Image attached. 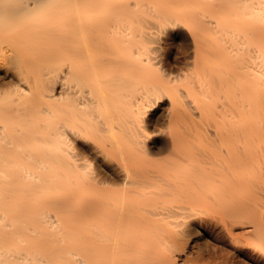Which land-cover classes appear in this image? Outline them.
Segmentation results:
<instances>
[{
    "label": "bare ground",
    "instance_id": "1",
    "mask_svg": "<svg viewBox=\"0 0 264 264\" xmlns=\"http://www.w3.org/2000/svg\"><path fill=\"white\" fill-rule=\"evenodd\" d=\"M0 67V264L264 256V0H0Z\"/></svg>",
    "mask_w": 264,
    "mask_h": 264
},
{
    "label": "rangeland",
    "instance_id": "2",
    "mask_svg": "<svg viewBox=\"0 0 264 264\" xmlns=\"http://www.w3.org/2000/svg\"><path fill=\"white\" fill-rule=\"evenodd\" d=\"M161 49H162L161 52H163L162 53L163 54L162 55L163 60H165L166 62L169 61L168 63H170V65H172L173 68L175 67L174 69H177L178 67L183 65V62L185 60L184 58L186 57V55H185L186 54L185 53L186 42L185 41H181L178 44V46H173V45L166 44L165 42L164 43L162 42L161 43ZM5 72L6 71H4V69L0 67V74L4 75L3 73H5ZM188 100H189V98H188ZM168 105H169V103H168L167 100L160 99L154 105V107L150 109L151 110V114L150 115H152L153 113L160 112L161 110L166 109V107H168ZM194 111H195V109H194ZM197 111L198 110H196L195 112L197 113ZM195 118L199 119L197 116ZM190 120L187 122V124L189 126H190V124H192L191 126H194V123L193 122L191 123ZM153 121H155V124H156L155 125L154 122H152L153 123V127H157V126L161 127L163 125L162 121H160V120H159L160 122H157L158 120H153ZM210 129H213V127L212 128L210 127ZM163 134H164L165 137L162 136ZM165 134L166 133L163 132L162 135H161L163 143L160 140H158V141H156L154 143V147L156 148V150H160V149H158L159 146L163 147V148L161 147V149H166L165 147L168 146L167 145L168 141H167V143H165V141H164V140H167L166 139L167 138V134L166 135ZM168 153L169 152H167V153L162 152V153L157 155V158H158V156H159V158L167 157L169 155ZM161 154H163V155H161ZM105 163H106V161L103 162V159L100 157L99 161H98V165L100 164L99 165L100 169L101 170L103 169V171H107L108 173H112L114 171V169H112V164L108 163L109 166L111 165V167H108V164H105ZM109 168H111V172H110ZM215 221H216V224L213 225V223H215ZM215 221H214L213 217L211 216V217L206 218V220L204 219V221H199L198 220L197 223L193 224L195 226V228L197 229V231L195 232L193 237H191L193 239V241L194 242H195V240L200 241V238H201V240H205L207 242H208V240H210V242L214 243V245L221 246L223 252H226L229 255L232 254V256H234L233 258H235V260L239 261V263H241V264H264V256L255 255L254 252H251V253L245 252L242 249V247H240V246L238 247V244L234 245L233 242H231L232 239H231V236H229L230 234L226 233L227 232L226 230L222 231V229L219 228L220 224L222 225L223 223L219 224L216 219H215ZM216 225L221 230V232L223 234L221 232H219L220 230H217L218 228L216 227ZM246 225L249 226V228ZM246 225L245 224H241V223H235V225H234L235 233H239V234L241 233L242 234L241 237H245L244 235L246 233H243V232H247L246 230L247 229L249 230L251 228V225H249V224H246ZM224 232H225V234H224ZM241 249L243 251H241ZM219 251H221V249H219Z\"/></svg>",
    "mask_w": 264,
    "mask_h": 264
}]
</instances>
